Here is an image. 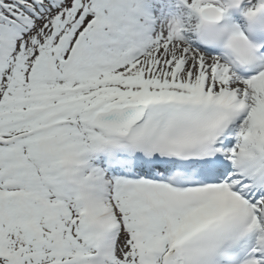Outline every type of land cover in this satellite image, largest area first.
<instances>
[{
	"label": "snow or ice",
	"instance_id": "6c2138e0",
	"mask_svg": "<svg viewBox=\"0 0 264 264\" xmlns=\"http://www.w3.org/2000/svg\"><path fill=\"white\" fill-rule=\"evenodd\" d=\"M0 264H264V0H0Z\"/></svg>",
	"mask_w": 264,
	"mask_h": 264
}]
</instances>
